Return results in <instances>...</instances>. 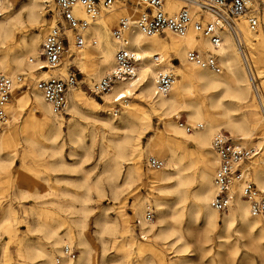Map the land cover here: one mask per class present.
<instances>
[{"label":"bare ground","instance_id":"obj_1","mask_svg":"<svg viewBox=\"0 0 264 264\" xmlns=\"http://www.w3.org/2000/svg\"><path fill=\"white\" fill-rule=\"evenodd\" d=\"M52 1L0 0V12L4 9L18 8L16 12L9 16L1 17L2 13H0V73L11 77L18 71L23 73L38 71V77H47L54 73V71L39 68V65L43 63L39 54L43 37L41 31L35 30L36 27L44 25L41 9H45ZM137 1L120 0L112 11L100 14L94 20H91L83 10L76 8V16L89 23V27L85 30V36H87L86 33L90 34L92 44H73L74 34L72 31H68L71 43L64 62H62L55 73L61 72L64 74L69 72L71 67L69 65L74 63L84 73L85 79L90 85L94 82H99L104 74L111 73L117 51V44L111 31L112 20L121 12L124 16L134 19L135 14H138L140 9L131 7L129 2L136 4ZM184 4L183 0H166L165 6L170 11H175L186 5ZM210 18L211 15H207V19ZM244 18L242 16L237 24V32L244 52H242V48L236 41L235 35L227 26H223L219 30L222 42L216 47L210 43L208 38L199 36L196 33H189L183 37L170 33L166 37H145L137 29H133L130 33L132 46L136 47L138 56L141 59L138 77L130 81H117L110 91L104 93L103 99L106 103L110 104L114 101L124 103L125 110L122 113L123 120L121 124L113 123L110 118H103L101 121L109 129L124 133L119 137H111L109 140L113 153L109 157L110 164L106 165V168L108 167L109 169V180L111 185H113L111 189L115 198L119 197L123 186L141 183L144 180L142 138L152 128L153 115L158 116L163 122L162 129L157 130L156 134L149 139L146 150L148 156H150L149 158L158 159L161 157L166 160L165 166L151 169L147 176L153 183L151 195L154 198L159 217L156 224H147L144 218L139 221L140 224H143L144 232H152L156 237L171 240L175 232L168 221L177 222L179 219L182 220L183 212L188 210L196 219H201L202 227L206 233L215 230L218 231V235L221 232L228 233L230 227L238 222L243 236H246L249 240V245L264 253V221L251 215L249 203L242 197L240 192L234 196L233 204L228 210L223 212V216H220L221 214L214 210L210 204L215 194L213 183L215 170L213 166L218 163V157L212 149V136L223 127H228L240 135L239 139L248 140L252 139L258 126L251 121V117L248 114L235 113L239 110V104L246 102L251 89L250 73L244 66L243 53L246 54L255 76L259 78L264 76L262 75L264 72L256 68V61L254 60L256 57L254 41L259 39V35L257 34L256 38H254L252 30ZM54 22L52 18L50 23L54 24ZM28 26L34 28V30L29 35L23 34L21 40L15 44L17 33L25 31ZM74 45L75 50L71 51L70 49ZM192 48L218 55L224 70L221 73H216L189 63L187 61V53ZM28 60H35V62L30 63ZM174 60H178L179 64H175ZM168 69H174L178 78L174 81L173 87L168 94L160 95L156 91L157 75ZM137 91L139 92L138 94ZM81 92L82 90L78 88L70 91L68 94V108L71 107L79 111L81 106H87L92 101L101 106L95 100L89 103V99L84 97V95L82 96ZM15 93L16 88L14 87L13 97L15 96L16 104L13 103L12 105L9 103L7 106V111H9L13 119L16 118L19 111H23L24 107L32 104L30 110L31 118L25 120V122L22 121L24 122V128L31 127L39 132L36 134L33 130L25 137L30 152L39 156L40 154L36 151L37 147H41L52 151L50 157L61 155L65 118L61 114L54 112L53 107L45 100L38 89L35 90L34 97L31 98V104H29L28 99L30 98L26 94ZM135 94L139 95L144 102H147L148 108L143 106V104L139 105L140 103L129 102L128 98ZM206 106L215 111L216 114L223 116L225 120L220 123H214L207 116ZM35 112H41V116L32 122L31 119L36 115ZM181 113L185 114L186 120L190 125L199 124V128H193L192 132H188L187 127H190V125L186 126L179 121ZM262 117L264 121V116ZM69 121L70 124L68 123L69 126L67 127L68 135L71 137L75 135V130L80 126V121L72 124V120L70 119ZM7 123V128L0 132V150L3 143L10 137L12 126L9 120ZM168 137H171L177 144L194 142L201 148L208 149V153L212 156L208 159V162L203 163L198 168L197 178L189 172L193 167L192 163L183 161V156L177 152L173 143H169ZM105 146L110 148L109 145ZM255 146L260 151L251 158V178L258 189L264 190V152H262L264 150V141L260 139L255 143ZM12 162L13 158L6 162L0 158V168L10 166ZM119 179L122 183H118ZM195 181L196 186L191 187ZM123 191L125 192V190ZM170 193L176 194L175 201L171 203L166 197ZM83 200L86 201V198ZM124 208L125 206L122 205L121 211H124ZM132 208L134 213L142 218L145 216L144 212L145 214L147 212L146 209L151 207L146 204L145 197H138L133 202ZM84 211L86 210L84 209ZM171 211L172 214L170 215L169 212ZM5 212V216H10L12 213L10 209ZM53 213L48 211L42 216L39 214L37 221L38 228L46 232L45 236L49 240L48 247L41 245V243L38 245L36 243L35 245L32 244L34 247L33 249H28L30 250L28 251V257L32 260L34 259L32 256L36 254L42 258L41 264H58L56 252L62 253V247L70 246L76 239L82 247L79 259L73 262L72 256L64 255L61 264H90L92 249L84 236L86 230L85 218L74 220L77 232L68 225L61 231L62 220L60 221L58 216ZM112 216L105 214L103 218L96 221L101 235L108 233L116 237L121 232V223L116 217ZM53 221H57L58 226L53 225ZM191 227L188 223L185 230L190 233ZM177 228L181 227L177 226ZM177 231V237L171 242L173 245H176L177 242H182V244L176 245V251L182 253L181 259H187L189 242L182 229ZM123 232L128 235L130 243L134 244V238L130 230L127 229ZM218 237L225 236L219 235ZM207 238L210 239L211 237L209 238L207 235ZM219 246L222 247L223 243L220 242ZM147 247L148 245L146 246L144 242L137 245L140 252L147 250ZM31 250L34 252L32 253ZM220 254L222 256V253ZM262 262L264 264V259ZM141 264H144V262Z\"/></svg>","mask_w":264,"mask_h":264},{"label":"rangeland","instance_id":"obj_2","mask_svg":"<svg viewBox=\"0 0 264 264\" xmlns=\"http://www.w3.org/2000/svg\"><path fill=\"white\" fill-rule=\"evenodd\" d=\"M251 1L258 10L257 12L259 15V26L256 29H251L254 38H256L255 36L257 34L259 35V39L254 41V52L256 54L254 60L256 61V68L264 72V0ZM129 3L131 7H137V3ZM17 9L18 8L11 10L4 9L0 12L2 13L1 17L9 16L16 12ZM41 11L44 25L36 27L35 30L41 31L42 37L44 38L49 29L55 26L62 18L54 1L50 2L45 9L42 8ZM121 13L116 15L112 20V32L113 29L117 27L120 19L124 16L123 13ZM100 14H105V12H101ZM52 18L55 21L54 24L50 23ZM240 20H235L236 24H238ZM33 30L34 28L28 26L25 31L18 32L15 38V44L21 40L23 34L29 35ZM72 32L75 37V32ZM86 35L89 40H87V43L92 44L90 34L86 33ZM72 43L74 44L75 40ZM68 48L67 46L63 62L66 58ZM70 50H75V45ZM28 62L34 63L31 62V60H28ZM174 63L179 64V61L174 60ZM69 66H71L69 70H73L77 76L78 81L75 88L82 90L81 95L88 98L89 103L95 100L99 102L101 106L92 101V103L87 106H81L80 110L82 113L80 110L77 111L69 107L66 113L61 114L65 118L62 134L63 145L61 155H55L54 157H50L52 153L51 150H45L41 147H37L36 151L40 154L39 156L32 154L25 141V137L33 132L34 129L31 127L24 128L23 125L25 120L31 118V98L34 97V92L37 89L35 85L37 80L42 77L37 76L38 71L33 73L18 71L12 76L15 79L17 77L23 78L22 82L15 85V94H26L28 98H30L28 100L31 105L24 107L23 111H19L15 119H13L9 111H7L8 120L12 128L10 130V137L2 145L0 158L4 162L13 158V162L10 166L2 169L0 168V264H41L42 258L36 254L32 256V258H34L32 260L28 257V251H30L28 249H33L34 246L32 244L35 245V243L36 245L41 243V245L48 247L49 240L45 236L46 232L45 230L41 231L37 225L39 214L42 216V214L48 211L54 212L53 214L58 216L60 221L62 220V226L60 227L61 231L68 225L77 232L74 226V220L82 217L85 218L86 230L84 236L92 249L90 264H141L142 262H144V264H263L262 260L264 259V253L249 245V240L246 236H243L238 222L230 227L228 233H219L220 236H225L220 238L216 230L206 233L205 229L202 227L201 219H196L188 210L183 212L182 220L179 219L177 222H173L172 220L168 221L173 226L175 232L171 240L177 237L178 229L184 231V235L189 242L187 259H181L183 256L182 253L176 251V245L182 244L181 241L173 245L170 239L165 240L156 237L152 232H144L143 224H138V221H141L144 216L141 218L135 214L132 205L136 198L145 197L146 204L148 207H151L150 209L154 212V219L146 223L156 224L159 213L154 204V198L151 195L153 183L147 176L151 169L157 167L148 164L150 156H148L146 150L149 139L156 134L157 130L162 129L163 122L158 116L153 115L152 128L142 138V149L144 151L142 169L145 175L144 180L141 183L123 186L119 197L115 198L111 189L113 185H111L109 180V169L108 167L106 168V165L108 166L110 164L109 157L113 153L109 140L111 137H119L124 133L122 131L109 129L103 124L101 119L110 118L113 123L121 124L125 105L121 103V101H114L110 104L106 103L103 99L104 93L96 94L90 89L96 82L90 85L85 79L84 73L80 71L76 64L71 63ZM106 75L107 74H104V76ZM262 75H264V73H262ZM263 80L264 76L259 78L264 91ZM138 93L137 91V94ZM137 94L128 98L129 102L140 103L139 105L143 104V106L148 108L147 102H144ZM10 103L12 105L13 103L16 104L15 96ZM238 107L239 110L235 112L236 114H248L249 117H251V121L258 125L252 139H239L240 135L228 127H223L219 132L214 133L212 139L216 134L225 132L234 140L241 142L245 146L256 147V142L260 139L264 141V121L262 117L264 115L253 97L252 89H250L246 102H241ZM206 113L208 118L214 123H220L225 120L223 116L216 114V112L212 111L208 106H206ZM35 114V116L33 115L35 118L33 117L31 119L32 122L41 116V112H35ZM70 119L72 120L71 124L80 121V126L76 128L75 135L71 137L68 135L67 127L70 124ZM179 121L186 126L190 125L184 113H181ZM7 126L8 123L0 129V132L4 131ZM190 127L192 128L190 132H192L193 128H199V124L194 126L190 125ZM34 133L37 134L39 132L34 130ZM167 139L169 143L174 144L177 152L183 156V161L185 163H192L193 167L189 172L197 178L198 168L203 163L208 162V159L212 156L208 153V149L201 148L194 142L177 144L171 137ZM105 145H109L110 148ZM262 152H264V150ZM158 159L164 161L163 166L166 165V160L164 158L159 157ZM217 164L213 166L214 170ZM119 181L121 180L119 179ZM119 181L118 183H122V181ZM195 186L196 181L191 187ZM123 190H125V192ZM166 197L171 203L175 201L176 194L170 193V195ZM84 198H86V201L83 200ZM122 205L125 206L124 211H121ZM7 209H10L12 212L10 216L4 215ZM84 209L86 211H84ZM147 210L148 209H146V211ZM169 213L171 215L172 211ZM105 214L109 216L113 215L112 217H116L121 223V232L116 237L108 233L101 235L98 231L99 229L96 221L103 218ZM220 214V216H223V213ZM52 223L58 226L57 221H53ZM188 223L192 226L190 233L185 230ZM177 226L181 228H177ZM127 229L130 230L134 238V244L130 243L131 241H129L128 235L123 232ZM206 234L211 238L208 239ZM142 242H144L146 246L148 245V247L147 250L140 252L137 245ZM220 242L223 243L222 247L219 246ZM73 243L70 244V247L74 250L75 256L70 257L72 261L75 262L81 255L82 247L78 244L76 239ZM65 248L66 246L62 247V253L56 252L55 254L58 264L62 263L63 257L66 255ZM31 251L32 253L34 252L33 250ZM220 253H222V256Z\"/></svg>","mask_w":264,"mask_h":264},{"label":"built area","instance_id":"obj_3","mask_svg":"<svg viewBox=\"0 0 264 264\" xmlns=\"http://www.w3.org/2000/svg\"><path fill=\"white\" fill-rule=\"evenodd\" d=\"M58 7L62 20L49 29L40 46V58L43 63L40 69L56 71L61 66L71 39L68 31L75 32V44L87 43L85 30L89 23L76 16V8L94 20L101 12H110L120 0H53ZM185 6L170 11L165 6L166 0H138L140 11L134 19L123 16L117 27L113 29L112 36L117 44L113 71L94 83L91 91L96 94L111 90L117 81H130L138 77L141 59L136 47L132 46L130 33L137 29L145 37L164 36L169 33L183 37L189 33L208 38L213 46H219L222 39L219 30L227 26L235 35L236 41L243 50L242 42L238 36L235 20L245 17L248 26L256 29L259 26L258 10L251 0H183ZM207 15H211L207 19ZM244 52V50L242 51ZM187 61L200 68L221 73L224 68L219 56L197 48L188 50ZM35 62V60H31ZM243 63L250 73L253 97L264 114V91L259 77L255 76L250 62L243 53ZM55 69V70H54ZM174 69H168L157 75V93L168 94L177 78ZM22 77L16 79L0 73V129L8 122L7 106L13 98V90ZM77 76L73 70L67 73H51L47 77L37 80L36 88L42 93L45 100L58 114L66 113L68 109V94L77 85ZM117 98V97H116ZM184 124V123H181ZM191 127H187L190 132ZM212 149L218 157V164L213 175L215 194L210 202L211 207L223 213L233 204L234 196L240 192L249 203L250 213L264 221V190L258 189L252 181L250 165L251 158L257 155L260 149L243 145L234 140L225 132L218 133L212 141ZM148 164L153 167L163 166V161L150 158ZM144 219L150 222L154 219V212L148 209ZM139 224V221H138ZM66 255L75 256L70 246L65 248Z\"/></svg>","mask_w":264,"mask_h":264}]
</instances>
